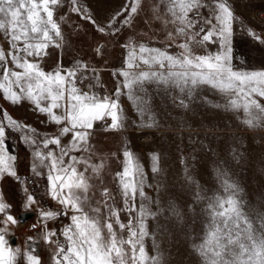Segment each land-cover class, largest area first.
I'll use <instances>...</instances> for the list:
<instances>
[{
	"label": "snow or ice",
	"instance_id": "6c2138e0",
	"mask_svg": "<svg viewBox=\"0 0 264 264\" xmlns=\"http://www.w3.org/2000/svg\"><path fill=\"white\" fill-rule=\"evenodd\" d=\"M61 2L0 0V34L8 44L7 51L0 46L2 98L13 105L27 101L45 115L49 123L59 126L58 136L45 137L38 142L34 138L35 129L22 125L4 110L0 118V178L6 174L20 179L14 166L17 157L9 155L6 146L3 122L7 121L8 127L27 129L31 133L23 139L35 146L33 156L39 165L33 164V172L42 175L38 168L47 169L48 193L63 208L62 212L39 210V223L44 229L43 241L55 245L52 264H164L163 253L159 251L155 234L149 232L147 223L161 215L164 209L160 207L159 198L152 201L145 193V187L151 185L146 184L143 167L133 153L127 148L123 150L122 168L113 177L123 209L116 206L115 197L107 187L100 189L99 199L92 191L93 177L103 184L105 161L93 163L91 155L72 153L91 154L90 137L96 124L103 122L104 131H119L124 127L121 95H126L133 102L141 117L148 114V122L142 126H157L148 86H153L158 94L163 92L176 106L184 109L189 108L203 87L211 88L223 100V103H213V107L243 113L242 117L237 115L242 124L249 128H264V103H261L264 100V69L244 70L234 66L232 37L234 23L239 18L227 0H160V4L152 9L154 13L161 7L163 9L155 19L162 20L165 27L173 26V30L167 32V39L175 41L177 37L181 38V42L176 44L179 51H169L170 45L161 48L129 41L122 45L126 49L123 67L113 73L122 79L112 94L101 96L92 91V85L85 91L79 83L88 78L81 75L88 70L87 64L77 61L73 68L64 69L58 65L51 71L42 66L49 54L48 49L61 47L64 39L61 26L54 19V9ZM70 4V10L82 13V19L92 23L98 32L112 35L122 30L116 24L130 27L141 9V0H131L103 26L88 15L86 7H77V0H70ZM204 8L209 9L208 16L202 14ZM198 25L199 30L196 31ZM248 32L254 39L261 40L252 30ZM208 44H218V51L198 54L192 47ZM96 51L99 54L102 46ZM203 99L205 103H211L206 97ZM69 135L68 143L62 144L61 138ZM50 145H55V149ZM151 158L152 172L159 173L157 155L152 154ZM233 158L239 159L235 149ZM181 163L185 164V180L193 183L184 157H181ZM80 165L84 166L83 170H80ZM217 178L222 192L211 196L203 195L200 186L196 185V201H207L204 209L206 220L203 235L198 243L192 244V249L201 264H264V213L256 214L257 228L243 209L239 185L229 178L226 169L218 168ZM161 187L158 184L156 190L159 192ZM137 197L141 200L139 205ZM93 199L96 200L95 205ZM144 200L155 203L157 211H152L143 203ZM34 203V196L27 194L25 210ZM10 208L11 205L0 196V214L4 216L0 224L5 226L0 228V264H17L21 254L20 248L14 250L9 247L5 238L6 226L20 223L10 214ZM69 211L72 213L70 216ZM121 211L129 214L127 223L121 220ZM168 212L183 222L182 212L175 203L170 202ZM61 215L68 216L70 223L59 232L47 229V221ZM31 227L35 229L37 225ZM58 235L63 237L62 241L53 239ZM148 237L153 239L154 255L146 250L145 239ZM32 240V237L28 238L29 245ZM34 251L29 247L24 252L25 264H41Z\"/></svg>",
	"mask_w": 264,
	"mask_h": 264
},
{
	"label": "rangeland",
	"instance_id": "374dc122",
	"mask_svg": "<svg viewBox=\"0 0 264 264\" xmlns=\"http://www.w3.org/2000/svg\"><path fill=\"white\" fill-rule=\"evenodd\" d=\"M125 3H131V0H77V7H86L88 15L92 16L97 23L106 26L109 19ZM159 4L160 0H141V9L133 18L132 25L122 27L116 24L115 26L122 30L112 35L98 32L92 23L82 19V13L70 10V0H62L61 4L54 9V19L60 24L64 39L61 47L48 49L49 54L43 60L42 66L47 71L53 70L58 65L68 69L75 67L76 62L80 61L88 65V70L81 74L88 78L79 83V87L87 91L88 86L92 85V91L97 94L111 95L118 81L122 79L113 75L123 67L126 49L122 45L129 41L142 42L161 48L170 45L169 51H179L176 44L181 42V38L177 37L175 41L167 39V32L172 31L173 26L169 24L165 27L162 20L155 19V15L163 9L161 7L157 13H154L152 9ZM229 6L239 18L234 23L232 37L234 66L244 70L264 69V42H261L264 40V13L247 12L250 6L247 0L238 1L236 5ZM262 7L264 2L259 3L256 9L259 10ZM201 11L204 16L209 15L208 8ZM249 29L259 35L261 40H256L249 35ZM198 30L199 25L196 28V31ZM0 46H3L5 51L8 50L3 34H0ZM101 46L102 51L98 54L96 49ZM192 47L198 54L215 53L219 48L218 44H208L205 47L193 45ZM148 94L151 97V110L155 114L157 126H142L148 122V114L141 117L133 102L129 101L126 95H121L119 100L125 117L124 127L119 131H104L103 122L96 124L90 137L91 154H72L91 155L93 163L105 161L106 166L102 173L103 184L101 185L100 179L93 177L92 191L96 193V199H99L101 198L100 189L107 187L110 194L115 197L116 206L123 209L122 198L113 177L122 168L123 150L125 148L130 150L143 167L147 178L146 184L151 185V187H145V193L152 201L159 198L160 207L164 209V212L156 219H150L147 222L149 232L155 234V242L159 245V251L163 253L164 264H201L199 256L192 249V244L198 243L203 235L206 220L204 209L207 201H196V185L200 186L205 196L222 192L217 178V169H226L229 178L241 189L240 199L243 201L244 211L258 228L256 214L264 213V128H249L242 124L237 119V115L242 117L243 113L237 114L213 107V103H223V100L217 92L208 87H203L197 93L187 109L176 106L163 92L158 94L153 86H148ZM205 97L211 103H205L203 99ZM261 103H264V100H261ZM29 104L27 101H22L20 104L13 105L4 100L0 93V118L3 116V111L7 110L16 121L35 129L34 138L38 142L45 137L58 136L59 126L49 123L45 115L40 114L35 108L32 109ZM3 123L5 137L8 138L7 148H14V146L16 148L17 159L14 163L20 179L6 174L0 178V196L5 203L11 205L9 212L15 217V212L26 205L27 194L30 191L41 195V198L34 197L36 203L28 206L34 215L25 219L18 218L20 223L16 225L9 223L6 226L8 231L5 233V238L8 240L10 233H14L18 238L16 244L14 242L8 244L14 250L16 248L21 250L17 264H25L23 254L29 250V247L33 248L34 254L40 257L41 264H52L51 256L55 245L43 241L44 229L39 223V210L62 212L63 208L48 193L47 169L38 168L42 175H36L33 172V164L39 165V161H36L33 156L35 146L23 139L25 135H31V133L27 129H12L8 127L7 121ZM12 133H16L18 141L14 139ZM70 139V135L62 137V144L66 145ZM49 147L55 149L56 146ZM233 149L239 157L238 161L233 158ZM113 153L116 155H112ZM152 154L157 155L158 166L161 169L156 174L151 170ZM9 155L12 154L9 153ZM181 157L185 158L189 175L193 178L191 184L184 178L185 164L181 163ZM83 167L80 165V170H83ZM158 184L162 185L159 192L156 190ZM95 202L96 200L93 199V205ZM170 202L175 203L182 212L183 222L169 215ZM136 203L137 205L141 203L139 197ZM143 203L152 211H157L155 203H149L148 200H144ZM70 215H72L71 211L68 212V216ZM128 215L127 212L121 211V220L127 223ZM68 216L61 215L47 221V229L59 232L64 225L70 223ZM3 219V214H0V220ZM33 224L37 225L35 229L31 227ZM4 227L0 224V228ZM116 230L119 232L118 226ZM29 237L33 238L30 245ZM53 239L62 241L63 237L58 235ZM145 246L150 255L155 254L151 237L145 239Z\"/></svg>",
	"mask_w": 264,
	"mask_h": 264
},
{
	"label": "crops",
	"instance_id": "0c3cea01",
	"mask_svg": "<svg viewBox=\"0 0 264 264\" xmlns=\"http://www.w3.org/2000/svg\"><path fill=\"white\" fill-rule=\"evenodd\" d=\"M238 1H244V0H227V3L229 4V5H236L237 4V2ZM249 3H250V6H249V8L247 9V12H250V13H254V12H259V13H264V7H262V8H260L259 10L258 9H256V7H257V5L259 4V3H263L264 2V0H247ZM254 3V4H253ZM30 105V107L33 109L34 108V106L33 105H31V104H29ZM9 134H11V132L9 133ZM12 135L14 136V139L16 138V140L18 141V139H17V136H16V133H12ZM6 138V137H5ZM15 144H16V142H15ZM18 145H19V143H17ZM16 144V145H17ZM18 148V147H17ZM9 153H11L12 155L14 154L15 155V152H10L9 151ZM23 157H25L26 155H25V153L23 152ZM14 166H15V163H14ZM2 180V179H1ZM29 194H32L33 195V193H32V191H30V193ZM36 198V197H35ZM24 204V203H23ZM23 208H21V209H25V206H22ZM27 209H29L28 207H27ZM34 215V214H33ZM6 231H8V230H6ZM10 234H13V236H14V244H16L17 243V241H18V238H17V236L14 234V233H10ZM9 234V235H10ZM9 243H11V242H9ZM13 244V243H12ZM28 251V250H27Z\"/></svg>",
	"mask_w": 264,
	"mask_h": 264
},
{
	"label": "water",
	"instance_id": "95a60500",
	"mask_svg": "<svg viewBox=\"0 0 264 264\" xmlns=\"http://www.w3.org/2000/svg\"><path fill=\"white\" fill-rule=\"evenodd\" d=\"M33 214V212L31 210H21L20 213H18L17 215H15L16 218H21V219H25V218H29L31 215ZM8 240L9 242L13 243L15 240H14V236L13 234H10L8 236Z\"/></svg>",
	"mask_w": 264,
	"mask_h": 264
},
{
	"label": "flooded vegetation",
	"instance_id": "af4514ba",
	"mask_svg": "<svg viewBox=\"0 0 264 264\" xmlns=\"http://www.w3.org/2000/svg\"><path fill=\"white\" fill-rule=\"evenodd\" d=\"M5 141H6V146H7V142H8V138H7V137L5 138ZM8 150H9L10 152H15L16 148H15V146H14V148H13V147H10V148H8ZM15 155H16V152H15ZM32 193H33V196H34V197H36V198H39V197H40V198H41V195H38V194L35 193V192H32ZM21 210H23V209H20V210H18L17 212H15V215H17L18 213H20ZM28 210H30V209H28ZM31 211H32V210H31ZM32 212H33V211H32ZM33 214H34V213H33ZM33 214H32V215H33ZM32 215H31V216H32ZM31 216H30V217H31Z\"/></svg>",
	"mask_w": 264,
	"mask_h": 264
}]
</instances>
